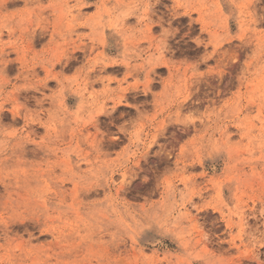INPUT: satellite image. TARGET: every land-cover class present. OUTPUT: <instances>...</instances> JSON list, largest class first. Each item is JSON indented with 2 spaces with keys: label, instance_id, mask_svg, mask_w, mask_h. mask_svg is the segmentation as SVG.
<instances>
[{
  "label": "rangeland",
  "instance_id": "374dc122",
  "mask_svg": "<svg viewBox=\"0 0 264 264\" xmlns=\"http://www.w3.org/2000/svg\"><path fill=\"white\" fill-rule=\"evenodd\" d=\"M0 264H264V0H0Z\"/></svg>",
  "mask_w": 264,
  "mask_h": 264
},
{
  "label": "bare ground",
  "instance_id": "6f19581e",
  "mask_svg": "<svg viewBox=\"0 0 264 264\" xmlns=\"http://www.w3.org/2000/svg\"><path fill=\"white\" fill-rule=\"evenodd\" d=\"M3 51H4V50H3ZM152 72H153V71H152ZM152 72H151V73H152ZM85 193H86V192H85ZM84 195H85V194H84ZM51 196H52V195H51ZM52 243H53V242H52ZM53 244H54V243H53Z\"/></svg>",
  "mask_w": 264,
  "mask_h": 264
}]
</instances>
